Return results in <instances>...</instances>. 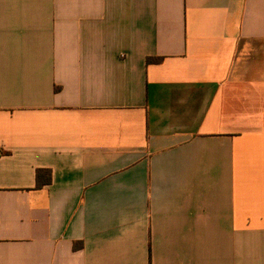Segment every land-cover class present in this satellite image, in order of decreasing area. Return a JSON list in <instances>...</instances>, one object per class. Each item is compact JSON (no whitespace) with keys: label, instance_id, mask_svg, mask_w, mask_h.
I'll return each mask as SVG.
<instances>
[{"label":"crops","instance_id":"obj_1","mask_svg":"<svg viewBox=\"0 0 264 264\" xmlns=\"http://www.w3.org/2000/svg\"><path fill=\"white\" fill-rule=\"evenodd\" d=\"M0 264H264V0H0Z\"/></svg>","mask_w":264,"mask_h":264},{"label":"trees","instance_id":"obj_2","mask_svg":"<svg viewBox=\"0 0 264 264\" xmlns=\"http://www.w3.org/2000/svg\"><path fill=\"white\" fill-rule=\"evenodd\" d=\"M156 61L157 62H161V61H163V59H157ZM149 62H150V60H149ZM44 173H48L49 178H48V181L47 182H48V184L51 183V172L50 171H47V170L39 169L38 172H37V187L38 188H42L44 186V183L41 180V177H42V175ZM78 248H80V246H78V245L75 246V249H78Z\"/></svg>","mask_w":264,"mask_h":264}]
</instances>
